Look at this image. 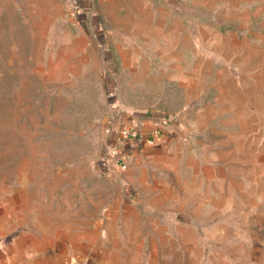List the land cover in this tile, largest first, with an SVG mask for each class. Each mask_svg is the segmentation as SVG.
I'll return each instance as SVG.
<instances>
[{"label": "crops", "instance_id": "0c3cea01", "mask_svg": "<svg viewBox=\"0 0 264 264\" xmlns=\"http://www.w3.org/2000/svg\"><path fill=\"white\" fill-rule=\"evenodd\" d=\"M13 13L118 103L99 159L117 188L88 212L0 180V264L264 263V0H0Z\"/></svg>", "mask_w": 264, "mask_h": 264}, {"label": "rangeland", "instance_id": "374dc122", "mask_svg": "<svg viewBox=\"0 0 264 264\" xmlns=\"http://www.w3.org/2000/svg\"><path fill=\"white\" fill-rule=\"evenodd\" d=\"M0 17V180H27L46 201L91 212L117 188L99 159L109 153L103 116L118 103H106L87 63L69 54L59 62V39L30 36L41 25ZM142 88L120 107L139 104Z\"/></svg>", "mask_w": 264, "mask_h": 264}, {"label": "built area", "instance_id": "2783aa9c", "mask_svg": "<svg viewBox=\"0 0 264 264\" xmlns=\"http://www.w3.org/2000/svg\"><path fill=\"white\" fill-rule=\"evenodd\" d=\"M162 121L158 118H155L152 120L151 127L149 129L150 137L147 139L148 142H152V135L158 134L159 129L161 127ZM119 135L122 138H137L140 136L137 129L131 127V126H120L118 129ZM121 167H124V164L120 165Z\"/></svg>", "mask_w": 264, "mask_h": 264}]
</instances>
